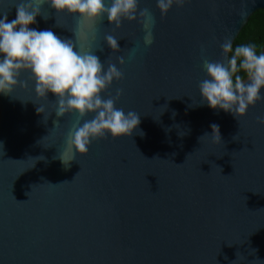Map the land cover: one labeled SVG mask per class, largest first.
I'll use <instances>...</instances> for the list:
<instances>
[{"label":"water","instance_id":"water-1","mask_svg":"<svg viewBox=\"0 0 264 264\" xmlns=\"http://www.w3.org/2000/svg\"><path fill=\"white\" fill-rule=\"evenodd\" d=\"M17 2L0 0V14L14 19ZM145 8L154 17L148 47L139 18L113 31L106 17L89 24L46 4L48 19L30 25L76 40L81 52L102 46L105 68L124 56V78L105 95L122 88L116 106L141 117L130 138L109 135L80 157L65 142L75 115L56 129L54 112L46 124L37 113L52 108L32 84L0 94V264H264V101L238 121L201 104L199 92L201 47L219 60V42L231 36L235 46L264 0H190L164 17L156 0H139ZM109 33L119 53L104 42ZM60 154L75 160L66 167Z\"/></svg>","mask_w":264,"mask_h":264},{"label":"clouds","instance_id":"clouds-1","mask_svg":"<svg viewBox=\"0 0 264 264\" xmlns=\"http://www.w3.org/2000/svg\"><path fill=\"white\" fill-rule=\"evenodd\" d=\"M189 2L156 0V6L164 17L173 6L183 8ZM46 4L57 15L79 17L89 24L106 17L113 31L121 29L124 21L132 23L139 18L145 30L144 46L154 42V17L149 9H139V0H18L14 19H8V12L0 14V94L13 95L17 88L28 90L32 84L37 99L48 102L52 108L46 116L44 106L39 105L37 113L43 114L46 124L54 112L56 129L61 118L75 115L65 142L67 151L74 150L80 157L88 154L92 142L105 140L109 135L113 140L130 138L133 131L138 130L141 115L132 110L126 113L116 106L123 95L122 88H117L114 96L105 95L114 82L124 78L121 70L125 64L124 56H118L115 63L109 56L105 68V62L95 54L97 50L103 51L102 46L95 51L81 52L76 40L62 39L52 30L31 28L38 16L48 19L41 12ZM118 41L111 33L104 37L112 53L121 51ZM219 47V60L208 59L206 48L201 47L202 69L206 73L199 82L201 104L207 102L212 109L230 113L239 121L250 107L264 101L261 95L264 89V52L258 54L251 44L234 46L231 36H225ZM23 74H28L27 80L21 79ZM49 93L55 97L54 101L48 100ZM257 123L264 126V116L257 117ZM210 127L212 142L221 144L219 125L213 123ZM138 134L144 135L142 131ZM185 134L179 133L181 136ZM207 136L209 134L205 133L200 140ZM237 136L233 139L237 140ZM59 158L66 167L75 160V156L66 160L62 154ZM219 169L222 174L223 169ZM239 257L243 256L239 253Z\"/></svg>","mask_w":264,"mask_h":264},{"label":"trees","instance_id":"trees-1","mask_svg":"<svg viewBox=\"0 0 264 264\" xmlns=\"http://www.w3.org/2000/svg\"><path fill=\"white\" fill-rule=\"evenodd\" d=\"M251 44L256 47L258 54L264 47V13L260 12L236 36L235 46ZM241 75H243L241 73Z\"/></svg>","mask_w":264,"mask_h":264}]
</instances>
